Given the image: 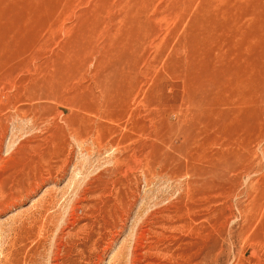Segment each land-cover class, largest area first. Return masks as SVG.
<instances>
[{
    "label": "rangeland",
    "instance_id": "rangeland-1",
    "mask_svg": "<svg viewBox=\"0 0 264 264\" xmlns=\"http://www.w3.org/2000/svg\"><path fill=\"white\" fill-rule=\"evenodd\" d=\"M0 264H264V0H0Z\"/></svg>",
    "mask_w": 264,
    "mask_h": 264
}]
</instances>
